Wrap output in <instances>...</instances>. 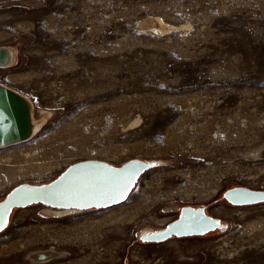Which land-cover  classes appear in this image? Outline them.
<instances>
[{"label": "rangeland", "instance_id": "374dc122", "mask_svg": "<svg viewBox=\"0 0 264 264\" xmlns=\"http://www.w3.org/2000/svg\"><path fill=\"white\" fill-rule=\"evenodd\" d=\"M148 16L171 28H142ZM1 45L16 61L0 83L42 126L0 147V199L84 159L156 164L117 205L14 209L0 264H264V203L222 198L264 189V0H0ZM184 205L224 228L139 241ZM50 248L47 261L28 257Z\"/></svg>", "mask_w": 264, "mask_h": 264}, {"label": "water", "instance_id": "95a60500", "mask_svg": "<svg viewBox=\"0 0 264 264\" xmlns=\"http://www.w3.org/2000/svg\"><path fill=\"white\" fill-rule=\"evenodd\" d=\"M153 21L145 19L141 26L147 28ZM11 54L6 45L0 46V66L10 63ZM30 106L20 93L0 83V147L28 139L32 132ZM156 164L154 160L129 159L115 165L100 159H84L65 167L52 180L42 183L23 182L11 188L0 199V219L9 224L14 209L33 204L65 210L101 209L125 201L140 176ZM134 173V175H132ZM131 176L127 191L121 196L122 179ZM106 178V179H100ZM225 202L233 206L264 203V189L236 185L222 192ZM225 224L208 214L204 206L184 205L173 220L163 227L142 229L138 239L144 243H159L173 237L203 236ZM162 234L148 240L143 236Z\"/></svg>", "mask_w": 264, "mask_h": 264}, {"label": "bare ground", "instance_id": "6f19581e", "mask_svg": "<svg viewBox=\"0 0 264 264\" xmlns=\"http://www.w3.org/2000/svg\"><path fill=\"white\" fill-rule=\"evenodd\" d=\"M145 19H150L154 23L153 25H150V26L147 27L149 30L157 29L158 32L162 33V32H165L166 30H169L171 28L169 25L164 24L157 17L148 16ZM142 28H145V27H142ZM6 46L8 47V49L10 51V54H11L10 63L8 65H6V66H10L16 61V48L14 46H11V45H6ZM26 100L28 101V104L30 106V115H31L30 117H31V123H32L31 136H33V135L35 136V134H37V132L40 130V128L42 126L41 125L42 124V119L36 118L34 116L33 105H32L31 101L28 98H26ZM45 111H48V110H45ZM39 113H40V111H39ZM49 114H50V112H49ZM55 209H57V208H52V207H48L47 206L44 211H45V213L53 214V213H55ZM179 209L180 208H178V212H179ZM58 210H61L62 212H67V213L71 211V210H65V209H58ZM145 229H148V228H145ZM57 255H58V253L55 251V249L50 248V249H45V250H40V251H37V252H34V253H30L28 255V257L33 262H44V261H47V260L51 259L54 256H57Z\"/></svg>", "mask_w": 264, "mask_h": 264}, {"label": "snow or ice", "instance_id": "6c2138e0", "mask_svg": "<svg viewBox=\"0 0 264 264\" xmlns=\"http://www.w3.org/2000/svg\"><path fill=\"white\" fill-rule=\"evenodd\" d=\"M134 175V173L132 174ZM100 179H106V178H100ZM131 182V176L126 177L124 179H122L119 183L122 185V189L120 191V195L122 196L124 194L125 191H127V183ZM6 218L0 219V227H2L4 224H6ZM162 234H150L149 236H143L141 237V240H148L150 238H153L155 236H160Z\"/></svg>", "mask_w": 264, "mask_h": 264}]
</instances>
